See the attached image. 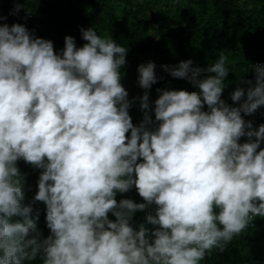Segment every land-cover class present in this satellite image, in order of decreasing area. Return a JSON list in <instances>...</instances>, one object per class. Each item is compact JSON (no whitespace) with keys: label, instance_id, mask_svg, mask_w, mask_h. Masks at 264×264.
<instances>
[{"label":"clouds","instance_id":"clouds-1","mask_svg":"<svg viewBox=\"0 0 264 264\" xmlns=\"http://www.w3.org/2000/svg\"><path fill=\"white\" fill-rule=\"evenodd\" d=\"M5 19L0 264H200L264 218V125L251 123L264 106V59L251 66L254 82L231 93L232 106L221 98L226 52L206 68L191 59L161 65L198 91L157 88L150 107L155 63L138 66L144 92L129 100L120 71L128 49L110 35L81 28L85 43L65 36L57 54L52 41ZM136 100L138 125L129 114ZM21 160L39 170L27 204ZM133 188L142 203L117 200ZM36 202L45 205L46 238L32 218ZM137 212L145 222L134 227Z\"/></svg>","mask_w":264,"mask_h":264},{"label":"trees","instance_id":"trees-1","mask_svg":"<svg viewBox=\"0 0 264 264\" xmlns=\"http://www.w3.org/2000/svg\"><path fill=\"white\" fill-rule=\"evenodd\" d=\"M17 5L23 7L17 11ZM0 16L6 17L2 23L23 24L35 37L52 41L57 54L64 48L65 36H72L77 47L85 43L81 28L93 27L102 38L110 35L128 49L120 71L129 100L144 92L138 86V66L155 63L158 81L149 91L150 107L158 98L157 88L198 91L186 80L172 78L161 65L191 59L194 66L206 68L215 63L220 52H226L228 89L221 98L225 97L232 106L231 93L237 87L247 89L242 81L254 82L251 66L264 59V0H0ZM258 113V118L250 121L253 130L264 125V106ZM129 114L134 125L142 121L138 100ZM17 166L25 175V203H31L39 170L22 160ZM116 198L143 202L134 188L125 194L117 193ZM33 209L32 218L46 238L50 232L45 223V205L36 202ZM142 217V212L134 214V227L144 223ZM109 218L114 220L111 215ZM27 264L42 262L37 258ZM200 264H264V218H255L245 232L233 237L223 253L213 249Z\"/></svg>","mask_w":264,"mask_h":264},{"label":"rangeland","instance_id":"rangeland-1","mask_svg":"<svg viewBox=\"0 0 264 264\" xmlns=\"http://www.w3.org/2000/svg\"><path fill=\"white\" fill-rule=\"evenodd\" d=\"M222 99L227 103L228 100H227L225 97L222 98ZM242 139H243V138H241V141H240V142H242ZM142 218H143V217H142ZM142 220H143V219H142ZM144 222H145V221H144Z\"/></svg>","mask_w":264,"mask_h":264},{"label":"built area","instance_id":"built-area-1","mask_svg":"<svg viewBox=\"0 0 264 264\" xmlns=\"http://www.w3.org/2000/svg\"><path fill=\"white\" fill-rule=\"evenodd\" d=\"M237 107H239V104H238V106Z\"/></svg>","mask_w":264,"mask_h":264}]
</instances>
